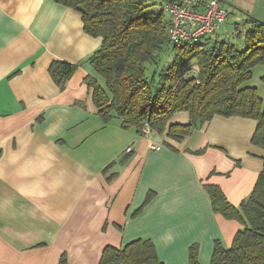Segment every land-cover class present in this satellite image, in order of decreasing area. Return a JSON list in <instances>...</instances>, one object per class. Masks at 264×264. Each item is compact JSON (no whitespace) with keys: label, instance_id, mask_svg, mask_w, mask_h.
<instances>
[{"label":"crops","instance_id":"crops-1","mask_svg":"<svg viewBox=\"0 0 264 264\" xmlns=\"http://www.w3.org/2000/svg\"><path fill=\"white\" fill-rule=\"evenodd\" d=\"M221 5L229 16L212 38L242 43L246 16L264 21V0ZM101 42L57 0H0V264H99L105 247L138 238L164 264H189L193 244L209 264L242 224L213 210L205 185L237 207L249 197L264 168L258 121L215 115L180 140L105 122L85 81L106 87L89 59ZM54 60L79 63L64 88Z\"/></svg>","mask_w":264,"mask_h":264},{"label":"trees","instance_id":"trees-1","mask_svg":"<svg viewBox=\"0 0 264 264\" xmlns=\"http://www.w3.org/2000/svg\"><path fill=\"white\" fill-rule=\"evenodd\" d=\"M57 1L77 10L85 32L102 39L89 59L105 79L106 87L92 76L85 81L105 122L117 118L123 128L135 129L139 134L148 127L180 140L215 115L251 117L258 121L252 142L264 149V97L256 86L247 84L254 68L264 67L263 20L246 16L240 31L242 43L208 35L196 42L175 45L170 41V17L162 2ZM166 52L170 55L166 64L155 67ZM78 66L79 63L54 60L49 72L64 88ZM150 66L152 74L148 76ZM261 79L264 82V74ZM182 111L189 113V121L171 123L173 116ZM205 188L215 212L242 224L229 247L215 241L209 264H264V168L239 207L218 185L206 184ZM151 197L152 193L145 203ZM59 264H70L66 254ZM99 264L164 263L151 238H138L122 247H105ZM189 264H201L197 244L190 247Z\"/></svg>","mask_w":264,"mask_h":264},{"label":"built area","instance_id":"built-area-1","mask_svg":"<svg viewBox=\"0 0 264 264\" xmlns=\"http://www.w3.org/2000/svg\"><path fill=\"white\" fill-rule=\"evenodd\" d=\"M162 8L169 14V37L175 45L196 42L213 34L229 16L221 0H163ZM149 131L145 127L144 133ZM131 150L130 147L128 151Z\"/></svg>","mask_w":264,"mask_h":264},{"label":"rangeland","instance_id":"rangeland-1","mask_svg":"<svg viewBox=\"0 0 264 264\" xmlns=\"http://www.w3.org/2000/svg\"><path fill=\"white\" fill-rule=\"evenodd\" d=\"M151 3H161V0H148ZM172 50V49H171ZM173 51V50H172ZM172 51H169L170 55L172 54ZM168 52H166L163 57H165L161 62H159V64L155 67H162L164 64H166V59L170 56H167ZM152 68L151 66L149 67L148 70V76H150L152 74ZM264 74V67L262 65H258L254 68L253 70V78L247 83L248 85H252V86H256L258 88L259 94L264 97V82L261 79V76Z\"/></svg>","mask_w":264,"mask_h":264}]
</instances>
